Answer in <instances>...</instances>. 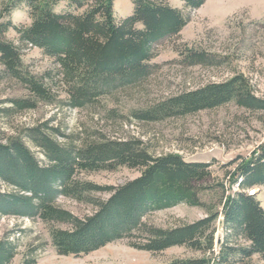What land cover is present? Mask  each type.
<instances>
[{
  "label": "trees",
  "instance_id": "obj_1",
  "mask_svg": "<svg viewBox=\"0 0 264 264\" xmlns=\"http://www.w3.org/2000/svg\"><path fill=\"white\" fill-rule=\"evenodd\" d=\"M115 0H9L0 22V75L22 84L32 98L14 99L2 112L19 113L47 101L51 78L29 72L22 63V47L37 48L55 61V76L67 94L71 108L83 109L100 97L135 85L152 74L157 46L176 38L188 18L167 0H131V16L117 21ZM189 9L205 0H181ZM64 7L57 11L58 7ZM26 8L30 24L16 26L12 11ZM15 31L21 45L7 41ZM186 67H219L224 57L184 45L176 48ZM234 103L249 112H264V99L255 95L249 80L234 74L171 96L146 110L133 112L141 121L186 116ZM43 126V127H42ZM26 129L25 139L38 148L46 164L34 156L19 135L0 136V181L13 192H0V218H38L44 223H63L68 229H52V244L60 256H81L105 245L127 240L128 246L156 254L184 247L202 254L195 259H174L168 264H249L253 256L264 260V209L250 191L264 186V140L251 154L238 157L235 168L225 172L230 185L216 183L218 204L201 201L210 190V164L185 162L178 154L153 155L135 139L96 137L80 144L59 143L58 130L47 125ZM44 128V129H43ZM62 138L65 135L60 134ZM23 136V135H22ZM118 167L138 170L140 175L118 187L98 186L79 179L81 173L112 171ZM235 187V190L233 189ZM92 193H108L105 200ZM86 200L93 212L78 218L56 205L58 197ZM179 204L204 210L205 217L191 223L161 228L149 225L147 215ZM224 240L215 249L216 221ZM16 248L8 238L0 240V264H11ZM24 264H34L25 260Z\"/></svg>",
  "mask_w": 264,
  "mask_h": 264
},
{
  "label": "rangeland",
  "instance_id": "obj_2",
  "mask_svg": "<svg viewBox=\"0 0 264 264\" xmlns=\"http://www.w3.org/2000/svg\"><path fill=\"white\" fill-rule=\"evenodd\" d=\"M8 1L0 0V22L4 20L2 9ZM167 3L181 10L188 23L176 38L157 46V55L151 61L155 67L152 74L135 85L100 97L83 109L71 108L67 104V94L55 76V61L37 48L22 47L25 69L37 77L51 73V78L44 81L51 89V95L47 101L38 100L34 109L10 114L2 112L10 107L11 100L32 97L22 84L0 75V136L23 137L42 164L47 163L42 152L25 139L28 128L52 127L65 135L62 138L58 132L52 133L53 138L64 144L78 145L96 137L140 140L153 155L178 154L185 162L210 164L212 177L205 185L214 187L200 193L199 197L204 203L218 204L220 191L215 185L218 182L225 187L230 185L225 172L234 169L235 164L228 165L238 157H250L264 140V112H249L229 103L159 121H141L132 113L146 110L183 91L226 80L234 74L244 75L255 95L264 99V0H205L198 9L187 8L181 0H167ZM63 7L61 4L57 11ZM132 12L131 0L114 1V15L118 22L131 16ZM10 19L16 26L30 24L26 8L12 11ZM5 39L21 45L13 30L5 35ZM184 45L221 55L225 58L224 64L210 68L183 66L179 63L176 48ZM139 175L138 170L118 167L112 171L81 173L79 179L102 187H118ZM0 192H13V189L0 181ZM250 193L255 194L264 209V186L254 188ZM108 196V193L90 194L95 200H105ZM55 203L78 218L88 216L94 210L86 200L60 196ZM205 216L201 208L179 204L153 212L145 221L155 227L170 228ZM220 220L216 221L215 249L225 237ZM68 228L66 224L44 223L38 218L3 216L0 218V240L8 238L16 248L11 264H24L25 260H32L34 264H168L174 259L202 257L201 253L184 247L151 254L129 247L127 240L109 243L87 255L60 256L52 244L50 232ZM249 264H264V260L253 256Z\"/></svg>",
  "mask_w": 264,
  "mask_h": 264
}]
</instances>
